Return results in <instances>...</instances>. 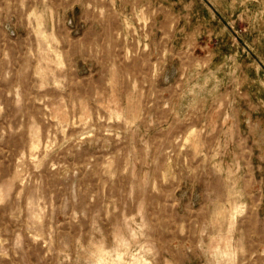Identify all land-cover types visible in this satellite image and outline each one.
Segmentation results:
<instances>
[{
  "label": "rangeland",
  "instance_id": "obj_1",
  "mask_svg": "<svg viewBox=\"0 0 264 264\" xmlns=\"http://www.w3.org/2000/svg\"><path fill=\"white\" fill-rule=\"evenodd\" d=\"M0 264H264V0H0Z\"/></svg>",
  "mask_w": 264,
  "mask_h": 264
}]
</instances>
